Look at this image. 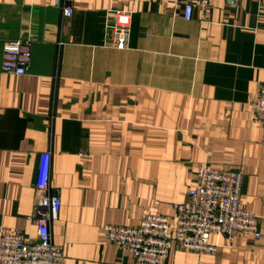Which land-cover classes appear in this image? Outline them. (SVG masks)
Segmentation results:
<instances>
[{
  "label": "crops",
  "instance_id": "0c3cea01",
  "mask_svg": "<svg viewBox=\"0 0 264 264\" xmlns=\"http://www.w3.org/2000/svg\"><path fill=\"white\" fill-rule=\"evenodd\" d=\"M210 0L191 19L172 0H0V234L36 239L31 218L42 154L61 207L51 233L65 264H132L106 224L138 225L188 198L196 169L243 174L241 201L260 236L237 232L215 253L172 249L165 264H264V3ZM128 10L129 40L108 27ZM27 40L24 74L1 69L7 40Z\"/></svg>",
  "mask_w": 264,
  "mask_h": 264
},
{
  "label": "built area",
  "instance_id": "2783aa9c",
  "mask_svg": "<svg viewBox=\"0 0 264 264\" xmlns=\"http://www.w3.org/2000/svg\"><path fill=\"white\" fill-rule=\"evenodd\" d=\"M74 0H53L65 18L73 13ZM264 3V0H257ZM182 7L184 19L189 20L195 7L205 10L210 0H172ZM235 5L236 1L228 0ZM116 21L108 27L110 38L117 48H124L129 40L128 10H116ZM31 59V46L19 38L3 45L1 69L7 74L26 73ZM255 118L264 124V81L254 102ZM48 153L42 154L35 181L36 197L31 218L36 225V239L27 240L21 230L0 234V264H65L63 246L52 239L51 226L61 207L58 193L53 192L48 178ZM196 185L188 189V198L173 203L174 227L170 228L167 215L142 214L138 225L106 224L107 239L117 244L121 256L129 252L132 264H165L172 249H189L198 253H215L222 245L210 240L220 234L230 243L237 232L260 236L259 217L250 213L241 201L243 174L232 169H216L204 163L196 169ZM111 264H125L122 260Z\"/></svg>",
  "mask_w": 264,
  "mask_h": 264
}]
</instances>
